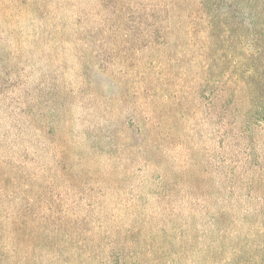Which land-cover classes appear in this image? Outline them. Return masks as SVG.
<instances>
[{
	"label": "rangeland",
	"instance_id": "374dc122",
	"mask_svg": "<svg viewBox=\"0 0 264 264\" xmlns=\"http://www.w3.org/2000/svg\"><path fill=\"white\" fill-rule=\"evenodd\" d=\"M230 2L0 0V264L262 251L263 84L230 63Z\"/></svg>",
	"mask_w": 264,
	"mask_h": 264
},
{
	"label": "trees",
	"instance_id": "16d2710c",
	"mask_svg": "<svg viewBox=\"0 0 264 264\" xmlns=\"http://www.w3.org/2000/svg\"><path fill=\"white\" fill-rule=\"evenodd\" d=\"M239 2L227 3L225 12L222 13L223 17L218 22L223 25L232 22L238 29L244 31L239 38L240 52L231 57L230 63L244 64L242 71L236 67L235 75L238 79L243 80L246 75H251L254 81L258 80L263 84L259 100L261 103L255 110V115L259 122L264 123V0H239ZM236 6H242L238 13L232 8ZM222 19H226L228 23ZM261 248L262 251L258 244L253 246L250 255H246L242 250L232 255L228 254L223 264H264V246ZM213 262L216 263V260L214 259Z\"/></svg>",
	"mask_w": 264,
	"mask_h": 264
}]
</instances>
